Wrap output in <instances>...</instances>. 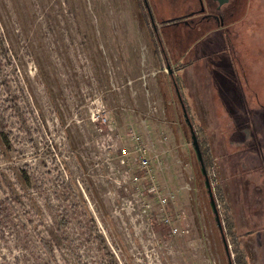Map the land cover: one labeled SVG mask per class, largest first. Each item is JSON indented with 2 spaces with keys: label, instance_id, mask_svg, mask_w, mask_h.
Segmentation results:
<instances>
[{
  "label": "rangeland",
  "instance_id": "374dc122",
  "mask_svg": "<svg viewBox=\"0 0 264 264\" xmlns=\"http://www.w3.org/2000/svg\"><path fill=\"white\" fill-rule=\"evenodd\" d=\"M149 1L0 0V264H264V0Z\"/></svg>",
  "mask_w": 264,
  "mask_h": 264
},
{
  "label": "flooded vegetation",
  "instance_id": "af4514ba",
  "mask_svg": "<svg viewBox=\"0 0 264 264\" xmlns=\"http://www.w3.org/2000/svg\"><path fill=\"white\" fill-rule=\"evenodd\" d=\"M148 2L150 1L143 0L150 21H155ZM238 2L241 3V0H183L182 3L184 5H190H186V12L163 21L183 22L192 31H195L202 25H209L214 22L220 23L224 27L226 21H234L236 18Z\"/></svg>",
  "mask_w": 264,
  "mask_h": 264
},
{
  "label": "built area",
  "instance_id": "2783aa9c",
  "mask_svg": "<svg viewBox=\"0 0 264 264\" xmlns=\"http://www.w3.org/2000/svg\"><path fill=\"white\" fill-rule=\"evenodd\" d=\"M133 136H135V135H133ZM150 145L151 144L147 145L144 143H142V145L137 144L135 147V151H134V153L136 154L137 164L144 171V173H150L152 170V167H154L153 163H152V158L149 157V153H152V152L154 153L155 150ZM122 151H123V155H122L121 164L125 165L127 163L129 153L126 149H123ZM153 158L156 162L160 163V159H159V156L157 154H154ZM139 179H140L139 175L134 176L133 177V183L139 182ZM148 193L150 195H152L157 200L158 205L162 209H165L170 204V200L173 199V195H171L170 193L165 194V195H161V192L159 191V189L155 183L149 187ZM176 217L181 218L182 214L180 213Z\"/></svg>",
  "mask_w": 264,
  "mask_h": 264
},
{
  "label": "water",
  "instance_id": "95a60500",
  "mask_svg": "<svg viewBox=\"0 0 264 264\" xmlns=\"http://www.w3.org/2000/svg\"><path fill=\"white\" fill-rule=\"evenodd\" d=\"M152 24L155 25V22L152 21ZM184 116L186 118V122L192 128V125H191V123H190V121L188 119V115H187L185 110H184ZM192 140H193V147H194V150H195V152L197 154L198 161L201 164L202 174L205 177L206 188H207V190L209 192L210 199H211L212 211H213V213H214V215L216 217V221L218 223V226L220 227V229H222V223H221V220H220V215H219L218 208H217V205H216V201H215V198H214V195H213V191H212L211 183H210V180H209V177H208V173H207V170H206V167H205V164H204V160H203V155H202V151H201V148H200V144H199L197 136H196V134L194 133L193 130H192Z\"/></svg>",
  "mask_w": 264,
  "mask_h": 264
},
{
  "label": "trees",
  "instance_id": "16d2710c",
  "mask_svg": "<svg viewBox=\"0 0 264 264\" xmlns=\"http://www.w3.org/2000/svg\"><path fill=\"white\" fill-rule=\"evenodd\" d=\"M162 24L163 25H165V24H169V25H166L167 27H171V28H173V29H180V28H184V33H185V30H186V32H188L189 33V31L191 32V28L190 27H188L186 24H184L183 22L182 23H180V22H178V21H164V22H162ZM153 26H154V28H155V30L157 29L156 28V26L153 24ZM157 32V31H156ZM193 32V31H192ZM175 85H176V83H175ZM202 151V150H201ZM202 155H203V152H202ZM203 160H204V164H205V159H204V157H203ZM205 167H206V165H205ZM207 169V168H206ZM67 214L68 213H66V221L64 222V227H68L69 226V222L67 221ZM99 240H100V243L102 244V245H104V240L100 237L99 238ZM43 246H44V248L47 250V252H48V254H50V255H53L54 253H53V250H52V248L45 242V241H43ZM104 249H105V247H104ZM106 255L108 256V257H111L110 256V254L109 253H106ZM230 258H231V255H230Z\"/></svg>",
  "mask_w": 264,
  "mask_h": 264
}]
</instances>
